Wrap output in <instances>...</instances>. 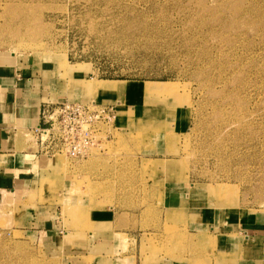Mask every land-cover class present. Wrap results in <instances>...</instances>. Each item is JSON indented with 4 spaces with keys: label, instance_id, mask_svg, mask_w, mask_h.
Masks as SVG:
<instances>
[{
    "label": "rangeland",
    "instance_id": "374dc122",
    "mask_svg": "<svg viewBox=\"0 0 264 264\" xmlns=\"http://www.w3.org/2000/svg\"><path fill=\"white\" fill-rule=\"evenodd\" d=\"M3 54L51 68L45 102L74 79L169 83L142 90L181 113L177 128L96 122L85 155L41 153L34 180L0 200V264H210L192 206L264 212V0H0ZM97 90L73 100L105 104Z\"/></svg>",
    "mask_w": 264,
    "mask_h": 264
},
{
    "label": "crops",
    "instance_id": "0c3cea01",
    "mask_svg": "<svg viewBox=\"0 0 264 264\" xmlns=\"http://www.w3.org/2000/svg\"><path fill=\"white\" fill-rule=\"evenodd\" d=\"M14 59V54L0 55V200L3 196L21 190L34 180L33 177L40 165L38 158L46 153L40 148L38 140L35 142L38 147L34 146L33 128L41 121L43 104L50 95L49 90H46V84H50L51 79H44L40 73L48 71L49 74L51 68L40 66V72H36L39 68L33 63L25 59L21 61ZM75 84L74 79L66 85L65 94L68 98L61 95L62 99L73 100L88 94L86 90L75 89ZM56 90L59 91V88ZM76 93L79 95H75ZM96 96L105 104L115 105L114 122L118 125L134 128L161 117L164 120L161 122H170L175 128L178 126L181 113L179 108L167 104L166 108L160 110V106L150 104V100H154L155 96L149 98L148 94L139 88L98 89ZM131 100L137 104H130ZM158 112L161 115L155 116L154 114ZM50 162L51 159L48 158L46 163ZM191 188L193 186L182 191L187 200L192 199ZM192 207L195 209L196 219L189 222L192 232H208L212 237L213 256L210 264H264V212L246 211L243 213L244 216L237 219L230 213L226 215V210L220 206H215L216 209L198 205ZM91 218L106 223L109 219L106 213ZM56 228L58 224L52 223L50 229ZM131 264H142V262L138 257ZM162 264L188 263L179 259L165 258Z\"/></svg>",
    "mask_w": 264,
    "mask_h": 264
},
{
    "label": "built area",
    "instance_id": "2783aa9c",
    "mask_svg": "<svg viewBox=\"0 0 264 264\" xmlns=\"http://www.w3.org/2000/svg\"><path fill=\"white\" fill-rule=\"evenodd\" d=\"M78 100L44 102L41 121L33 128L45 151L66 150L73 157L85 155L95 140L96 122L113 123L116 108Z\"/></svg>",
    "mask_w": 264,
    "mask_h": 264
},
{
    "label": "bare ground",
    "instance_id": "6f19581e",
    "mask_svg": "<svg viewBox=\"0 0 264 264\" xmlns=\"http://www.w3.org/2000/svg\"><path fill=\"white\" fill-rule=\"evenodd\" d=\"M145 83L140 84H134V83H120V82H99L97 85L96 84H91V85H83V89L84 90H88L89 92H91V90L93 89H102V90H117V89H128V87H133L139 90L141 89H146L147 87L149 89H160V90H164L167 87H170L169 83H148L145 84V86L143 85ZM52 160V159H51ZM221 186V187H220ZM218 190H225L223 185H220Z\"/></svg>",
    "mask_w": 264,
    "mask_h": 264
}]
</instances>
